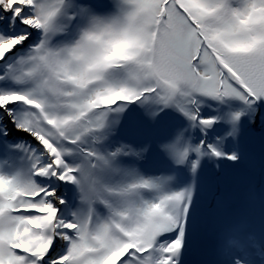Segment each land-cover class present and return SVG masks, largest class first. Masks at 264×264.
Masks as SVG:
<instances>
[{"label": "snow or ice", "instance_id": "6c2138e0", "mask_svg": "<svg viewBox=\"0 0 264 264\" xmlns=\"http://www.w3.org/2000/svg\"><path fill=\"white\" fill-rule=\"evenodd\" d=\"M0 264H264V0H0Z\"/></svg>", "mask_w": 264, "mask_h": 264}, {"label": "bare ground", "instance_id": "6f19581e", "mask_svg": "<svg viewBox=\"0 0 264 264\" xmlns=\"http://www.w3.org/2000/svg\"><path fill=\"white\" fill-rule=\"evenodd\" d=\"M255 184H256L257 186H259V177H258V176L256 177ZM238 202H239V201H237V203H238Z\"/></svg>", "mask_w": 264, "mask_h": 264}]
</instances>
